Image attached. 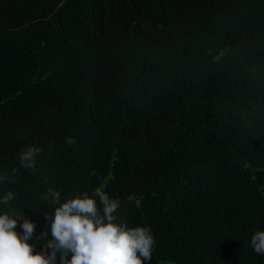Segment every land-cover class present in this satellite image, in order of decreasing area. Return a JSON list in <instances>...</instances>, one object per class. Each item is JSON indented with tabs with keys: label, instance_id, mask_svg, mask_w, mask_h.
Instances as JSON below:
<instances>
[{
	"label": "trees",
	"instance_id": "obj_1",
	"mask_svg": "<svg viewBox=\"0 0 264 264\" xmlns=\"http://www.w3.org/2000/svg\"><path fill=\"white\" fill-rule=\"evenodd\" d=\"M4 172L35 252L49 188H101L151 226L144 264H264V0H0Z\"/></svg>",
	"mask_w": 264,
	"mask_h": 264
},
{
	"label": "clouds",
	"instance_id": "obj_2",
	"mask_svg": "<svg viewBox=\"0 0 264 264\" xmlns=\"http://www.w3.org/2000/svg\"><path fill=\"white\" fill-rule=\"evenodd\" d=\"M67 142L74 144L75 139L67 138ZM42 152L35 142L24 147L19 154L21 167L35 170ZM9 179L7 172L0 175V182ZM14 199L15 193L9 191L0 197V204L7 206ZM45 199L59 206L52 215H42L50 226L36 237L37 242L42 241L40 252L34 251L35 243H29L35 235V222L14 212L0 213V264H57V254L60 264H144L151 259L154 244L151 226L117 223L115 213L120 201L101 188L91 195L82 192L62 203L60 193L49 188ZM18 220L22 221L19 225L22 232L16 230ZM250 244L255 253L264 254V231L257 230Z\"/></svg>",
	"mask_w": 264,
	"mask_h": 264
}]
</instances>
